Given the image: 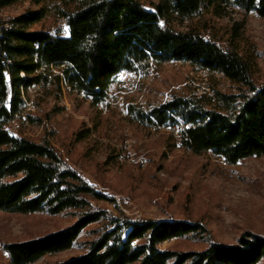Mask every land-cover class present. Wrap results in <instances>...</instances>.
<instances>
[{
  "label": "trees",
  "instance_id": "1",
  "mask_svg": "<svg viewBox=\"0 0 264 264\" xmlns=\"http://www.w3.org/2000/svg\"><path fill=\"white\" fill-rule=\"evenodd\" d=\"M16 0H0V8ZM51 0H38L40 4ZM59 11L69 35L35 26L48 14L42 5L0 21V210L16 213L78 212L75 222L47 235L5 244L12 264H30L73 246L91 224L95 237L82 255L54 264H264V235L244 232L237 244L212 242L201 250L162 249L169 239L206 234L201 221L132 219L94 207L113 197L89 183L50 141L36 142L9 131L25 89L62 82L99 102L119 73L151 63L189 62L222 73L238 93L216 97L173 95L143 110L129 106V117L147 127L188 124L182 145L196 154L212 152L233 165L264 155V84L253 79V64L241 54L237 36L228 45L197 29L180 30L174 19L193 18L226 6L264 16V0H159L147 8L141 0H67ZM64 65V66H62ZM58 69L59 73L55 70ZM12 95V96H11ZM10 100V106L5 103ZM88 130L76 133L78 138Z\"/></svg>",
  "mask_w": 264,
  "mask_h": 264
},
{
  "label": "rangeland",
  "instance_id": "2",
  "mask_svg": "<svg viewBox=\"0 0 264 264\" xmlns=\"http://www.w3.org/2000/svg\"><path fill=\"white\" fill-rule=\"evenodd\" d=\"M37 1L16 0L1 7L0 21L8 26L13 17L44 5L48 14L35 27L69 35L59 11L74 4ZM141 1L153 8L159 0ZM222 11L174 19L173 24L180 30H200L225 46L237 36L241 54L254 61V81L264 84V16L237 6ZM52 81L50 77L40 87L25 89L24 100L30 98L34 109L26 110L27 121L17 119L8 128L36 142L50 141L89 183L116 200V205L110 200H93L94 207L132 219H191L208 229L203 235L166 240L160 244L162 249L187 251L204 249L212 242L237 244L246 231L264 235V155L230 165L212 152L194 153L169 128L147 127L129 117L130 105L148 110L173 95L214 98L216 91L238 93V86L222 73L189 62L151 63L148 68L116 75L108 95L99 102L65 82L58 87ZM86 130V137L76 136ZM77 215L76 210L58 214L0 210V264H12L5 244L65 228ZM97 227L89 225L71 248L30 264H54L82 255Z\"/></svg>",
  "mask_w": 264,
  "mask_h": 264
},
{
  "label": "built area",
  "instance_id": "3",
  "mask_svg": "<svg viewBox=\"0 0 264 264\" xmlns=\"http://www.w3.org/2000/svg\"><path fill=\"white\" fill-rule=\"evenodd\" d=\"M64 66V65H62ZM40 87V85H33L31 88H37ZM91 97V96H90ZM34 109V104L30 98L28 100H22L20 103V110L15 113L14 117L9 121V124L12 121H15L17 119H22L24 121H27V115L26 110ZM176 122L173 125H160V126H152L154 128H169L173 133H175L178 136V140L182 143V136L184 134L185 129L188 127V124H186L185 120L182 119L180 116H175ZM9 131L11 133H15L14 130H12L9 127ZM124 158L125 156H121ZM142 162H145L143 159H141Z\"/></svg>",
  "mask_w": 264,
  "mask_h": 264
},
{
  "label": "bare ground",
  "instance_id": "4",
  "mask_svg": "<svg viewBox=\"0 0 264 264\" xmlns=\"http://www.w3.org/2000/svg\"><path fill=\"white\" fill-rule=\"evenodd\" d=\"M12 96V95H11ZM25 98V97H24ZM24 100V99H23ZM10 103H11V101L10 100H8L6 103H5V105L7 106V107H9L10 106ZM183 119V118H182Z\"/></svg>",
  "mask_w": 264,
  "mask_h": 264
}]
</instances>
